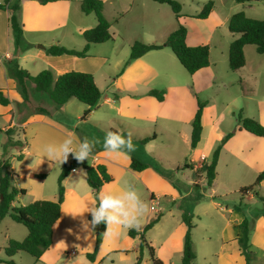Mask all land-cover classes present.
I'll return each mask as SVG.
<instances>
[{
  "label": "crops",
  "instance_id": "obj_1",
  "mask_svg": "<svg viewBox=\"0 0 264 264\" xmlns=\"http://www.w3.org/2000/svg\"><path fill=\"white\" fill-rule=\"evenodd\" d=\"M81 1L41 3L39 0H21L20 16L26 40L35 47L38 43L44 44L43 49L53 44L83 49L86 44L83 33L96 26L97 17L94 13H84ZM103 1L104 14L114 35L97 44L111 43L107 50L91 44L86 57L44 56L46 68L51 69L55 77L70 70L93 73L102 97L86 116L87 105L78 104L76 98L54 106V111L41 106L47 112L36 110L39 104L31 99L24 101L16 80L8 74L4 64V59L16 54L10 12L0 9V88L10 99L7 105L0 103V128L3 130L0 134L4 137V130L13 128L15 138L28 141L21 160L17 158L20 152L16 149L7 153L3 146L0 147V157L9 160L10 172L16 174L12 176V182L26 189V194L18 195L13 205H26L36 199L58 200V184L47 188L46 181L55 167L58 178L64 163L60 165L47 157L42 158L45 145L62 143L68 136L77 141H96L89 159L78 161L73 154L68 156L67 160H76L77 165L63 180L64 198L60 218L54 225L52 246L40 259L20 256V264H135L140 253V235L132 237L129 234L131 228L120 225L115 229L118 235L108 236L104 234L106 226L102 233L99 232L101 223L94 231L91 226L88 230L83 229L82 220L92 218L90 211L75 217L66 213L95 206L98 197L96 201L92 197L99 193L130 189H134L147 206L139 217L140 227L136 228L139 232L160 214L158 221L145 232V238L163 264H182L188 230L184 216H190L194 225L192 238L196 258L193 264H264V209L249 211L244 206L245 201L250 204L258 198L264 203V193L258 192L264 188V180L256 187L257 193L241 192L264 170V136L242 129L234 114L242 108L246 116L264 125V53H259L255 45H246L245 65L236 70L230 68L229 46L238 37L228 28L233 13L218 20L209 34L190 35L188 30V45L210 44V65L194 74L186 70L169 46L150 50L125 65L131 45L139 38L129 39V28L139 33L148 32L152 38L149 40L158 38L152 41L157 43L165 42L176 28H165L163 4L153 0L151 5L148 0ZM136 6L142 7L139 13L134 11ZM215 11L213 8L208 17H214ZM182 17L179 22H184ZM125 19L128 24L124 29L121 24ZM223 24L229 32H224V42L217 49L212 33L215 34L216 28ZM33 46L17 58L23 68L37 74L23 63L30 57L33 62L40 58L39 54L31 52ZM151 88H163L164 99L150 95ZM218 92L226 99L229 108L226 113L219 110ZM199 100L205 101L206 105L202 113L201 139L193 147V120ZM226 114H231L233 120L228 127H223ZM82 123L85 126L80 130ZM109 131L130 136L135 150L128 152L125 149L109 155L104 149V138ZM230 131L233 135L221 149L216 178L208 186L205 168L217 144ZM152 135L151 140L140 143L142 138ZM133 154L148 166L139 171L132 169ZM96 164H104L113 176L112 181L98 189L89 185L85 169V166ZM32 172L47 173V177L34 179L30 176ZM245 219L251 226L249 262L238 239L239 224ZM15 223L18 222L9 215L0 221V234L4 236L1 242L13 238L10 231L14 232V239L27 236L28 229L23 232ZM98 236L102 240L91 260L87 254L94 252ZM141 264H153L147 247L143 250Z\"/></svg>",
  "mask_w": 264,
  "mask_h": 264
},
{
  "label": "trees",
  "instance_id": "obj_2",
  "mask_svg": "<svg viewBox=\"0 0 264 264\" xmlns=\"http://www.w3.org/2000/svg\"><path fill=\"white\" fill-rule=\"evenodd\" d=\"M21 0H4L0 3V9H8L10 12L9 22L14 38L15 54L16 56L10 59H4L8 74L14 78L18 84L20 91L24 97V101H28L29 97L26 90L27 83L34 84L36 90L45 92L57 104L63 105L72 98H76L87 105L84 115L86 116L92 109L96 108L101 97L102 91L96 83L95 77L91 72L70 70L55 77L51 69H43L37 74H31L26 68H23L17 56L33 46L24 38V25L20 16ZM41 3H47L53 0H39ZM160 3H167L175 12L178 20V26L166 38L165 42H142L136 40L131 45V51L126 64H129L134 59L144 55L146 52L159 49L164 46H169L176 57L186 68L190 74L196 73L198 70L208 67L210 61V44H199L195 46L188 45L186 42L188 29L185 24L179 22L182 16L180 11L182 5L177 0H154ZM243 2L247 0H236ZM214 1H208L202 11L195 17L205 19L209 16L214 8ZM81 9L84 13H94L97 17V24L94 27L88 28L84 31V39L86 44L83 49L68 48L64 45L53 44L47 47V52L51 55L70 54L79 57L88 56L89 47L91 44L104 43L113 38L111 30V23L104 14L103 0H82ZM228 28L231 32L238 34L229 46V64L232 70L241 68L246 63V56L244 47L252 44L256 46L259 53H264V19L254 18L248 16L244 11L235 12L229 19ZM150 95L156 96L159 100L164 99L165 90L158 88H151ZM0 103L7 105L10 99L6 96L4 90L0 88ZM205 101H198L197 111L193 120L192 140L191 144L196 147L201 139L202 133V113ZM36 110L47 112L41 106H37ZM237 119L241 124V128L256 135L264 136V125L255 118L244 116L242 111L237 114ZM3 130L0 128V133ZM8 135V141L11 148L19 151L17 158H23V150L28 146L26 138H15L13 135L15 129L8 128L4 130ZM233 135V132H227L224 137L217 144L213 151L210 163L205 168L206 179L208 186L213 184L216 178V166L220 157V152L223 145ZM154 136H147L140 140L141 144H145ZM76 160H67L64 162L61 173L58 177L59 198L58 200L36 199L26 205L14 206L13 202L18 195L26 194V189L18 187L12 182L10 172V162L5 157H0V221L5 216H10L14 221L23 224L28 229V234L24 239L11 238L5 246V253L7 258L1 259L0 263L17 264L14 256L18 252H26L36 259H40L46 250L53 244L54 225L60 218L61 203L64 198V178L76 167ZM132 169L142 170L148 166V163L138 159L134 154L132 156ZM87 173V180L91 187L98 189L105 183L113 180V176L108 172L104 164L85 166ZM34 179L44 180L47 173L32 172L30 175ZM264 180V170L257 176L255 182L241 189V192L247 194L249 192H256V187ZM160 214H157L148 224L143 227V232H139L136 228H131L129 234L132 237L140 235V253L135 264L142 263V256L144 248L150 251V257L153 264H163L162 260L155 256L154 248L149 244L145 238V232L150 229L159 219ZM185 222L188 224V230L184 240V249L182 255V264H193L196 258V251L192 238L193 223L190 216H184ZM106 224L101 223L99 232L104 231ZM240 235L238 236L240 247L246 255V259L250 260V233L251 226L248 219L243 220L240 224ZM102 237H97L96 248L94 252L88 253L87 256L94 260L95 253L101 243Z\"/></svg>",
  "mask_w": 264,
  "mask_h": 264
},
{
  "label": "rangeland",
  "instance_id": "obj_3",
  "mask_svg": "<svg viewBox=\"0 0 264 264\" xmlns=\"http://www.w3.org/2000/svg\"><path fill=\"white\" fill-rule=\"evenodd\" d=\"M2 1H4V0H2ZM177 1H179L182 5V9H181L180 13L183 16L182 19H185L184 22H181V23L186 25L187 29L190 32V35H192L194 33H197L198 35L199 34H209L218 20L224 19V17L230 16L231 14H233L235 12L242 11L243 9L251 17L264 19V0H247L244 2H238L236 0H213L215 3L214 9L216 10L215 11L216 15L214 17H211V18L208 17L207 19H199V18H196L195 16L202 11L204 5L210 0H177ZM148 2L151 5L152 1L148 0ZM157 3L163 4L162 8H163L164 12H163L162 20H163V22L166 23L165 28L166 29L168 27H175L176 28L178 26V23L176 22L175 12L171 8V6L167 3H160V2H157ZM140 9H142V7L136 6V9L134 10L135 13H139ZM127 22H128L127 19H125L122 22V24H121L122 28L125 29L127 27V24H128ZM216 29H217V32L215 34L212 33V37H213V41L218 44V46H217V49H218L220 44L224 42V39H225L224 32H229V31L227 29V25H225V24H223V26H218ZM214 31H215V28H214ZM148 34H149L148 32L147 33H139L137 30L129 28L127 37L129 39L130 38L134 39V37H139L138 40L142 41V42H152L155 39H158V38H154V40L150 41L149 38L151 36ZM24 38H25V36H24ZM150 39H152V38H150ZM25 40H26V38H25ZM27 42L29 43V41H27ZM38 44H41V43H38ZM38 44H37V47L33 46L34 49L31 52L34 54L35 53L39 54L40 58L39 57L35 58V61L33 62V61H31L32 57H30L31 59L28 60V62H25V61L23 62L24 65L29 66L30 69L36 73H39L43 69H47L46 68V62H45L46 59H44V56L45 55L50 56L49 53L47 52V48L46 49L39 48ZM98 44H102V43H98ZM98 44L95 45L96 48H101V49L105 48V50H107V48L109 46L108 44H111V43L108 42L104 46H101ZM42 45H44V44H42ZM113 63H114V60H113ZM158 89H163V88H158ZM26 90H27V94H28L29 99H31L34 103L39 104V106H44L46 109H49L50 111H54V106H58L48 96L47 93L36 90L33 83L28 82L26 85ZM218 96H220L219 97V105H218L219 110L224 111L226 113L229 109L226 106V99L222 97L220 92H218ZM26 102H28V101H26ZM76 102L78 104H81L80 103L81 101H79L78 99H76ZM25 105H28V104L25 103ZM29 109L32 110L33 108L29 107ZM240 111H242L243 115L246 116L244 114L242 108H241V109L234 111L236 119H237V114ZM247 117H251V116H247ZM56 118H58V117H56ZM231 118H232L231 114H229V115L226 114V117L222 121V126L228 127L230 125V122H232V120H233ZM237 122L239 123L238 119H237ZM84 126L85 125L82 123L80 130ZM95 134H97V133H95ZM1 146L4 147L5 152H7V153L8 152L10 153L13 149V148H11V146L9 144L8 135L5 132H4V137L0 134V147ZM171 150L173 152H176V149H171ZM17 162H18V160L16 159L15 160L16 165H18ZM57 184H58V178H57V171H56V167H55L52 170L51 175L48 176V179L46 181V186H47V188H52V187H57ZM259 191H260V193H264V188L262 190L259 189L258 192ZM29 197L30 196H28L27 198H29ZM222 202L225 203L224 201H222ZM244 206H245V209H248L249 211H254L257 209H264V203L259 198L256 201H254V203H250V204L247 201H245ZM7 219H9V218H7ZM15 224H17V226H19V228H21L23 230V232L27 230V227L24 226L23 224H21V223H15ZM9 233L12 235L13 238L15 237L13 231H10ZM3 237L4 236L0 234V247H1L0 248V257H1V259L2 258L6 259L7 256H6L4 248L8 244V242H6V241L1 242V240L4 239ZM20 256L30 258L31 260L33 259V256L26 253V252H22L18 255L16 254L14 256V260L19 264L22 263ZM24 263L27 264L26 262H24Z\"/></svg>",
  "mask_w": 264,
  "mask_h": 264
},
{
  "label": "clouds",
  "instance_id": "obj_4",
  "mask_svg": "<svg viewBox=\"0 0 264 264\" xmlns=\"http://www.w3.org/2000/svg\"><path fill=\"white\" fill-rule=\"evenodd\" d=\"M96 141H77L72 136H68L59 144H47L43 147L42 158L47 157L49 161H54L60 165L67 161L69 154H73L78 161L89 159L92 155V150ZM104 149L111 155L112 153H119L122 150L132 152L135 150L131 137H125L118 132H107L104 138ZM98 203L95 206L85 207L80 211L74 212L72 210L66 213H71L74 217L82 214L85 211H90L92 218L90 221L82 220V227L94 231L95 226L104 223L106 224L105 235L115 236L118 232L115 230L120 225H125L129 228H139V217L146 209V204L141 201L137 192L134 189L126 191H112L99 193ZM87 238V237H85Z\"/></svg>",
  "mask_w": 264,
  "mask_h": 264
},
{
  "label": "water",
  "instance_id": "obj_5",
  "mask_svg": "<svg viewBox=\"0 0 264 264\" xmlns=\"http://www.w3.org/2000/svg\"><path fill=\"white\" fill-rule=\"evenodd\" d=\"M38 46L41 48H44V45H42V44H38ZM97 200H98V198H97ZM100 235H102V234H100Z\"/></svg>",
  "mask_w": 264,
  "mask_h": 264
},
{
  "label": "built area",
  "instance_id": "obj_6",
  "mask_svg": "<svg viewBox=\"0 0 264 264\" xmlns=\"http://www.w3.org/2000/svg\"><path fill=\"white\" fill-rule=\"evenodd\" d=\"M72 170H75V168H73Z\"/></svg>",
  "mask_w": 264,
  "mask_h": 264
}]
</instances>
